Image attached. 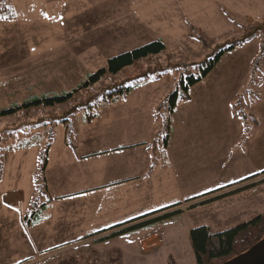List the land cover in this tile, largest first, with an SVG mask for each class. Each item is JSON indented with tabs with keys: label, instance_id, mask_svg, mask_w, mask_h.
<instances>
[{
	"label": "rangeland",
	"instance_id": "374dc122",
	"mask_svg": "<svg viewBox=\"0 0 264 264\" xmlns=\"http://www.w3.org/2000/svg\"><path fill=\"white\" fill-rule=\"evenodd\" d=\"M8 1L15 18L0 14V110L37 96L73 91L88 74L107 65L109 58L151 41L165 43L161 53L138 59L116 75L107 73L66 102L33 104L0 117L4 165L0 198H18L17 208L27 213V222L36 217L35 210L37 215L44 213L42 208L58 195L74 192L82 204L87 201L81 198L95 203V185L120 174V165L127 161L115 159L111 164L117 163V170H111L109 152L104 151L94 166L93 158L75 165L76 157L92 154V149H110L117 141L147 140L159 148L166 133L164 100L178 79L196 74L197 64L255 31L221 57L172 115L169 139L185 147L189 177L178 179L173 191L165 185L167 193L161 198H171L163 208L177 205L183 211L118 234L104 244L74 248L84 250L87 257L92 253L98 257L77 264L101 260V264H170L172 259L195 264L192 228L208 225L213 232H222L264 212V181H259L264 173V0H0V5ZM158 73L164 74L157 78ZM119 84L139 86L117 100L104 101L105 92ZM93 114L97 118L90 126L86 120ZM65 117L67 124L59 122ZM107 119L120 127L106 130ZM30 138L36 147L26 155L9 151V146ZM49 153L51 165L46 169ZM235 183L240 188L256 185L192 206L209 199L204 194ZM145 199L149 204L155 201L152 192ZM170 200L174 204L169 205ZM57 203L46 213L51 218L54 209L61 213ZM79 207L81 216L93 215L85 205ZM136 208L128 205V211ZM142 209L150 206L144 204ZM7 212L15 221L3 222L2 228L16 229L14 212ZM74 228L81 227L75 223ZM151 231L161 234L163 244L144 254L140 240ZM61 240L49 237L48 245H55L52 250L57 251ZM100 248L101 255L97 254ZM60 255L52 254L42 264L71 262Z\"/></svg>",
	"mask_w": 264,
	"mask_h": 264
},
{
	"label": "crops",
	"instance_id": "0c3cea01",
	"mask_svg": "<svg viewBox=\"0 0 264 264\" xmlns=\"http://www.w3.org/2000/svg\"><path fill=\"white\" fill-rule=\"evenodd\" d=\"M96 118L97 116H95L93 120ZM93 120H90V126L94 124ZM105 127H107L106 130L112 131L118 129L120 125L117 121L111 122L108 120ZM91 133L93 134V132ZM168 141L169 142L165 146L164 143L159 145L160 149L157 148L158 145L151 146L148 144L149 141L147 140H142V143L139 144L117 141L114 143V147L110 149H92V154L85 152V155L81 157L80 155L77 156L74 162L75 165L80 164V159L93 158L94 166L96 165V159L100 155L109 152L111 161L107 166L111 170H117V163L111 164L115 159L117 160L120 158L122 160L125 158L128 162H122L119 167L120 174L118 172L117 175L111 174L112 178L109 182H99L95 185L94 190H96L97 193L95 203H92L93 199L81 198L87 201L85 204H82L80 199L74 197L76 194L74 192H70V195H58L54 201L42 208L44 213L39 212L40 214L37 215V211L35 210L36 217L27 222V213L23 211L24 209L17 208L19 205L17 196V199L1 197L0 264H42V262L52 254H61L60 256L62 258H69L77 263H86L90 260L96 261L98 257L94 253L87 257L84 250H80L79 248L75 250L74 248L83 247V245L87 244L91 246L92 244H95V246L101 243L104 244L111 238H114L115 236L113 234L115 233L133 227L134 225H142L138 228H145L151 220L154 222V220L159 219L168 212L179 210L174 206L164 211L165 213L162 212L161 215L153 217L151 215L163 211V209H165L163 208L165 206L164 203L167 199H171L165 198L162 201L163 198H161V194L167 193V191H173V184H176L178 179L189 175L188 161L190 157L186 155L185 147L182 146L180 142L175 144L171 139ZM179 146H182L183 150H179ZM136 148L140 149V151L133 150ZM31 150L32 148L30 147L15 151L26 155ZM131 150L133 151L130 152ZM49 156L50 158H48L46 169L51 165L50 153ZM131 157L133 158L129 163L128 159ZM137 182L139 185L136 184ZM165 185L169 187L167 191ZM88 190L92 189H86V191ZM150 192H152L155 201H151L149 204L146 202L145 198L146 194ZM220 194H215L214 196ZM158 198L161 200H158ZM55 202L59 203H57V205L61 207V213L54 209V214L51 218L49 214L46 213L49 211L52 212L51 207ZM133 204L137 205V208L134 209L135 211H128V205ZM144 204H148L150 210H143L142 207ZM171 204H174V201L170 200L169 205ZM62 205H65L66 208H63L64 206ZM80 205H85L87 209L89 208L93 215H88L86 217L81 216ZM92 205L94 206L92 207ZM116 209H118L117 212H115ZM7 210L13 211L17 218L16 229L4 230L1 226L3 222L7 220L10 221L11 219V222L15 221ZM113 221L115 223H113ZM75 223L81 228L76 230V228H74ZM127 233L128 232H125L124 234ZM49 237H58L62 239L60 241L62 247H59L57 251L52 250L55 245H48ZM162 244L163 239L161 234L153 231L147 233L145 237L140 240V245L144 254L157 251L162 247ZM97 254L101 255V248ZM101 263L102 260L99 264Z\"/></svg>",
	"mask_w": 264,
	"mask_h": 264
},
{
	"label": "trees",
	"instance_id": "16d2710c",
	"mask_svg": "<svg viewBox=\"0 0 264 264\" xmlns=\"http://www.w3.org/2000/svg\"><path fill=\"white\" fill-rule=\"evenodd\" d=\"M0 14H3L4 18L8 20L15 18L14 12L13 10H11L10 1H8V3H4L0 5ZM254 34L255 31H253L252 34L249 35V37H247L243 41L238 40L235 42H231L230 45H224L223 47L219 48L218 51L207 57L206 61L196 65L197 69L199 70L196 74H190L187 76L185 75L178 79L176 88L164 100V106H166V110H167V122L165 126L166 133L164 134V137L162 139V141H164L163 142L164 146L167 145V143L169 142L168 141L170 137L169 133L171 130L170 127L173 119L172 115L174 114L175 109L178 107L177 105L179 104V102L189 98L190 95L189 90L193 86L197 85L199 81L207 77L209 72H211L212 69L219 63L221 57L227 51H229L232 48H235L242 42L246 41L248 38L252 37V35ZM164 50H165V43L163 42L162 39H160V40L151 41L148 44L139 46L138 48L132 49L130 51H126V53L115 55V57H111L107 60L106 62L107 65H105L103 68L97 70L96 72H93V74H88L85 82L81 84L78 88L74 89L73 91H68L60 95H53V96L42 95V96L34 97L31 101H28L23 105H17L16 107L10 109H1L0 117L9 115L11 113L16 112L20 108L29 107L33 104L44 103L45 105H54L56 103L66 102L71 97H73L74 94L77 93L80 89L92 85L93 83L102 79L104 75H106L107 73L116 75V73L125 69L127 66L133 65L135 62L138 61V59L147 57L149 56V54H159L161 53V51ZM164 73L162 74L158 73L157 78H161ZM137 86L139 85L138 84L116 85L113 88H110V90L105 92V95L103 96L104 101H108L109 99L117 100L118 96L128 94V92H131ZM95 116L94 114L88 116L86 121L90 123V120H92ZM68 121L69 119L65 117L62 118L59 122L67 124ZM30 147H36L35 142H33V138L21 141L17 145H11L8 147V149L9 151H15V150L27 149ZM3 167L4 165L0 161V179L2 177L1 170L3 169ZM261 175L262 174H260L259 176L261 177ZM259 181L260 182L264 181V173H263V177L260 178ZM256 183L241 188L238 187L239 183H235V185H230L221 189L213 190L212 192L203 195V197L205 196V198H209V199L203 200L202 202L196 203L192 206L195 205L200 206V204L201 205L207 204L215 200L225 198L224 195L235 193L238 190L241 191L242 189H247V187L256 185ZM219 192L223 194H220ZM215 194H220V195L214 196ZM174 206L175 205L171 207ZM168 208L170 207L163 209V211H167ZM182 211H183L182 209H179L174 212H168L167 214L161 217L168 218L169 216H174ZM152 222L153 220H151V222L149 223ZM139 226L142 225H134L133 227L124 229L121 232L115 233L113 235L116 236L124 232L133 231ZM190 232H191L190 240L193 246L194 253L196 255L195 264H220L226 262L228 259L238 256V254L250 249L252 245L260 241V239L264 236V212L255 216L253 219H250L248 222L237 224V226L226 229V231L213 232L208 225H203L201 227L192 228ZM64 264H77V262L71 260V262L68 261V263H64ZM170 264H178V263L174 259H172Z\"/></svg>",
	"mask_w": 264,
	"mask_h": 264
},
{
	"label": "water",
	"instance_id": "95a60500",
	"mask_svg": "<svg viewBox=\"0 0 264 264\" xmlns=\"http://www.w3.org/2000/svg\"><path fill=\"white\" fill-rule=\"evenodd\" d=\"M247 37H249V35L241 40L243 41ZM220 264H264V236L260 241L252 245L250 249Z\"/></svg>",
	"mask_w": 264,
	"mask_h": 264
}]
</instances>
